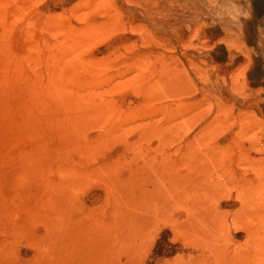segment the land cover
Masks as SVG:
<instances>
[{
    "label": "rangeland",
    "instance_id": "1",
    "mask_svg": "<svg viewBox=\"0 0 264 264\" xmlns=\"http://www.w3.org/2000/svg\"><path fill=\"white\" fill-rule=\"evenodd\" d=\"M0 2V64L45 83L43 52L62 50L87 150L47 170L69 185L53 171L78 164L55 213L77 243L65 260L49 257L44 180L10 185L17 164L1 165L0 264H264V0ZM116 216L130 250L103 257L92 231Z\"/></svg>",
    "mask_w": 264,
    "mask_h": 264
},
{
    "label": "bare ground",
    "instance_id": "2",
    "mask_svg": "<svg viewBox=\"0 0 264 264\" xmlns=\"http://www.w3.org/2000/svg\"><path fill=\"white\" fill-rule=\"evenodd\" d=\"M1 9H3L2 5H1L0 10ZM3 14L4 12L2 13V15ZM4 17L5 16H3L2 18ZM5 19L6 18H4V20ZM5 28L7 32H5L4 36H6V39H7V33L9 32L7 25ZM15 36H16V33H15ZM7 48H8V45H7ZM3 50H4L3 44H2V41L0 40V53H3ZM57 52L53 50V48L46 49L43 52L44 56L41 57L42 58L41 60L44 61L46 66H48L49 69L52 70V75L50 79L45 83L43 82L39 83V82H36L35 80L28 82L27 81L28 78L26 77V75H23V72L20 68L15 66L14 72L13 71L10 72V70L5 68L3 63H2L3 66L2 64H0L1 65L0 66V151H1L0 168H2L1 165H4L6 162L15 163V165L17 164V168H16L17 170L15 169L16 172L15 173L13 172V174L9 172L10 178L8 179V181L10 185H13L12 183L14 182V185L16 184L18 186V182L15 183V180H18V179H20L21 181L29 179V178H34L36 180H44L45 188H40L39 191L43 192L41 194H44V192L46 194L47 189H49V197L43 198L40 201L46 206L45 211L40 210L41 211L40 214L43 215V217L45 218L44 221L47 223V227H48V242L50 244L49 257L50 258L54 257L55 261H59L60 259H63V257L65 260V257H66L65 253L70 252L72 248L73 249L75 247L77 248V245H76L77 243L76 244L74 243V245L70 243L67 244L68 241L69 242L75 241L71 239L72 237L70 235L69 236L71 238L70 239L68 238L69 240L66 238V236L68 235L67 234L68 230L66 231V228L71 229L73 225L71 227L66 226L65 228L64 226L65 223L63 222L64 224L62 226L61 222L60 223L58 222V215L56 217L55 213L60 212V210L64 206L63 204L65 202H63V200H65L64 198L67 196V191L69 188H71L70 186H73L72 184L75 183L74 181H76V175H78L76 168L78 167L77 166L78 164L75 163L74 161L71 162V159H67L64 161V166L62 169L57 168L56 171L52 170L54 174L56 173L55 176L58 175V177H64L65 175L66 176L68 175L70 177V180L72 181L70 182L69 185L67 184L65 185L64 183L60 181L58 182L57 179H55V182L57 180L56 184H51L53 179L51 178L52 181L49 180L50 177L48 176H49L50 171L47 172V170L53 168V163H54L53 160L57 157L65 158V156L73 150L74 151L78 150L80 151V153H85V151H87L86 148L84 147V143H83L81 136L78 135L81 127L84 125L85 120H86L85 118L86 115L83 114L84 113V103L82 102L81 98H77L76 96H74L69 91V89L66 87V86H69V83L67 80L68 78L64 77L62 73L63 70L61 69L64 63L63 58H62L63 51L60 50V52L59 51ZM12 63L14 64V59H12ZM23 91L24 93L22 94ZM6 129H18L21 136L16 135L15 133L16 131L12 133L10 130L6 131ZM3 134L4 135L6 134L4 138H2ZM7 135H9L8 140L6 139ZM22 135L23 136L28 135L31 137H35L34 138L35 140L38 139L37 142L40 141L39 142L40 149L37 147L36 151H34L33 149V151L30 152V154H29V150L24 152L23 154H20L19 150H18L19 152L13 151L12 145L14 144L15 146L16 145L15 143H17L15 142L17 141L16 138L18 137L21 138ZM70 164H73L72 167ZM79 165H80V162H79ZM80 172H83V170H81ZM87 173H86V176H88ZM48 180L50 181L51 185L45 182ZM10 185H8L7 187H9ZM1 193H2V188L0 185V196H1ZM1 203L2 202L0 198V204ZM2 207L0 206V209ZM0 215L3 216L2 211H0ZM118 216H121L120 213H118ZM118 216L114 218L112 217L113 219L109 218V220L105 223V228L103 229V231H96V230L92 231L91 230L93 232L92 234L93 236H91L90 242H92L91 240H93V242L96 243L97 250L98 252H100L101 256L103 257H106L107 254L109 255V253L111 252L110 250L112 249L111 247L122 245L120 247L124 248L123 245L126 244V240L128 239V238L127 239L125 238L127 235L124 234V230H125V233L128 232L127 230L128 227L124 223L120 224V222L116 219V218L119 219ZM88 228L90 229L89 226ZM100 229L97 228V230H100ZM86 230L88 231L87 228ZM78 233H81V230L75 233L76 234L75 237L77 238H78L77 236ZM73 234L74 233H72V235ZM81 237L83 239V236ZM63 239H66L67 242L62 243ZM78 239H79V242L82 240L80 238ZM85 244L87 245V243ZM127 244L125 246H127ZM80 245L82 246V244ZM128 247H130L129 244L127 246V249L130 250V248ZM53 252L54 253L58 252V253H56L57 254L56 256H52L54 254ZM84 252L82 253V255L84 254ZM62 254H63V257L61 256ZM4 256L5 254L2 253V251H0V258ZM88 258H90V255L88 256ZM53 260L52 261L50 260V262H53ZM97 260H98V257H97ZM116 261H118V259H116Z\"/></svg>",
    "mask_w": 264,
    "mask_h": 264
}]
</instances>
